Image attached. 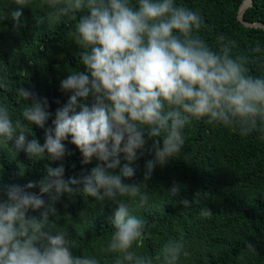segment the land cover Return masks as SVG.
Returning <instances> with one entry per match:
<instances>
[{
	"label": "clouds",
	"instance_id": "clouds-1",
	"mask_svg": "<svg viewBox=\"0 0 264 264\" xmlns=\"http://www.w3.org/2000/svg\"><path fill=\"white\" fill-rule=\"evenodd\" d=\"M30 3L14 0L16 7L9 9L14 25L23 24ZM39 6L53 20H75L68 34L80 49L82 67L61 80L68 99L55 110L43 144L27 134L53 116L47 97L18 86L24 106L17 118L0 102V144L15 137L16 152L60 161L70 138L83 165L93 158L99 163L86 175L65 178L61 163L47 166L39 181L0 184V264H102L105 255L111 264H183L192 254L183 239H169L155 256L138 251L148 220L134 209L148 203L154 168L182 152L192 120L264 138V74L249 73V56L234 54L237 42L226 34L211 45L201 35L206 25L200 11L177 0H39ZM78 12L84 14L76 20ZM251 52L264 69V42L257 41ZM8 87L0 69V89ZM149 138L154 157L144 166L142 182H124L134 176L133 162ZM179 188L174 183L168 195H178ZM76 194L117 205L111 234L97 253L76 255L66 231L49 221L55 202ZM179 204L190 201L182 198ZM37 210L39 217L29 215ZM212 214L207 207L199 211L201 217ZM245 247L254 251L251 243Z\"/></svg>",
	"mask_w": 264,
	"mask_h": 264
},
{
	"label": "trees",
	"instance_id": "trees-1",
	"mask_svg": "<svg viewBox=\"0 0 264 264\" xmlns=\"http://www.w3.org/2000/svg\"><path fill=\"white\" fill-rule=\"evenodd\" d=\"M242 1L177 0L200 11L206 25L201 35L211 45L215 46L219 33L226 34L237 42L234 54L249 56V73L264 74L258 54L251 52L257 41L264 42V31L245 28L236 19ZM10 7H16L14 0H0V69L9 85L0 89V102L17 118L24 106L15 92L18 86L47 97L53 116L44 128L32 125L31 134H27L29 140L36 138L43 144L45 129L51 126L55 110L68 99V94L60 89L61 80L82 67L80 49L68 34L76 22L68 17L53 20L48 8L39 6V0H32L23 10V24L16 26ZM82 14L78 12L76 20ZM243 18L264 24V0H252ZM184 131L182 152L154 168L147 182L148 203L134 209L148 220V234L137 246L138 251L155 256L169 239H183L192 253L183 264H264V138L255 132L242 137L229 128L195 119ZM152 142L151 138L147 140L143 155L138 154L133 162L134 176L124 182H142L144 166L154 157L149 151ZM64 143L66 154L60 161L33 160L23 150L16 152L15 137L0 144V184L39 181L46 175L47 166L61 163L65 178L86 175L99 163L93 158L83 165L70 138ZM115 171L119 172V168ZM174 183L179 184V193L169 196ZM30 191L38 192V187ZM44 198L47 200V196ZM182 198L188 199L190 205L179 204ZM55 207L56 214L49 216V221L57 230L66 231L67 238L77 245L75 254L97 253L111 234L117 205L76 194L63 195ZM203 207L213 214L201 217L199 211ZM29 215L39 217L40 210L30 211ZM246 243H251L254 251L247 249ZM102 264H111L110 257L105 255Z\"/></svg>",
	"mask_w": 264,
	"mask_h": 264
},
{
	"label": "water",
	"instance_id": "water-1",
	"mask_svg": "<svg viewBox=\"0 0 264 264\" xmlns=\"http://www.w3.org/2000/svg\"><path fill=\"white\" fill-rule=\"evenodd\" d=\"M252 0H243L240 4L236 19L245 27V28H254V29H262L264 31V24L260 22H246L243 18L245 10L251 5Z\"/></svg>",
	"mask_w": 264,
	"mask_h": 264
}]
</instances>
